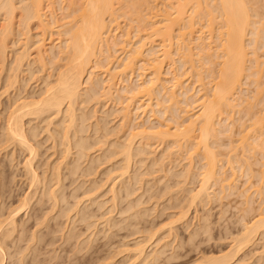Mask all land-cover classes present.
<instances>
[{"label": "bare ground", "instance_id": "bare-ground-1", "mask_svg": "<svg viewBox=\"0 0 264 264\" xmlns=\"http://www.w3.org/2000/svg\"><path fill=\"white\" fill-rule=\"evenodd\" d=\"M160 1L159 0H0V72H1L0 77H1L2 73L5 71L7 72V74L10 73L6 77L7 80L4 81V82H6V84L3 83L4 87H5V89L3 88V90H4V92H3L4 94L2 93L3 96H5L6 93L9 96L8 93L10 90L12 91V93L15 91L16 95H19L18 98L25 94V93H22L23 95H21V92L18 94V92L20 91L19 89H22L20 86V83H19V81L21 80V79H19V74H21V73L24 74V72H22V70L26 66L25 64H27V62H29L31 57H33L31 59L33 62L32 61L31 62L39 66L38 69H40V71H38V73L44 72L43 74H45L46 71H50V70L55 71L54 75L50 72H49V74H48V72H46L47 74L45 76L40 73L42 75V77L44 76L46 78L42 79L43 80L42 83L44 85V88L42 91L40 90V93H38L39 94L38 96L36 95L37 96L36 98H34V95H33L35 92L33 94H31L32 97L28 94L30 97L24 96L22 98L20 97L19 99H17L16 98L17 96L15 95L16 97L12 98V99H15V101L13 103L11 101V104H8L9 102L7 103L8 106L9 105L10 106L7 109L8 113H7L6 117H4L3 118L4 120L2 121V122H4V123H2V124H4V126H3V128H1L3 134L2 135L0 134V139L3 138L2 142L4 145H2L3 147L1 146L2 147L1 150L7 151V149H8L7 152H9V150H12V152H10V156H12V159L15 157L14 154L16 152L18 154V151H19V155L21 154L20 151L21 152L23 151L22 154L24 152L27 153L26 157H28V156L29 157L26 158V161L24 159L23 165H20V166L24 167V170H25L24 173L27 174L28 180H30L28 184H30V187H32V190H33V186L36 189L39 187V186L37 187V185H39V184L42 185L43 183H41L40 175L38 174V176H39L38 177L36 174L37 170L35 172L36 168H34V165L36 163H33L35 161L34 159L36 158L35 156H37V154L39 153V152L38 153L36 152L38 147L36 150L34 147L35 144L37 145V141H36V143H34V145H33V142H34V140H37L36 139V137H37L36 136V132H37L36 129H38L39 127L38 128H36V127L39 126L38 124L40 121L38 122L36 127L34 125L30 126V125H32L31 122H33L34 120L38 121L40 119L42 122V118L44 115L47 116L46 118H49L48 116H51V118H54L56 120V119H58V116L62 114L64 119L62 117L63 120L61 122L60 121L61 119L59 116V119H60L59 121L61 123L58 121L59 125H56L59 127L63 126V127H60L61 128L60 129L61 130L60 135H61V140L63 142V144L61 146L64 147V145H65L66 149H64L65 151L61 152V156L63 153V155L65 157H61V158L68 157L70 155L71 150L75 149V148L77 149V152H78L77 153L75 151V154L77 153L76 157H77V155L80 154L81 156H79V157H81V158L85 157L86 158V156H84L86 154V151L90 148L92 150V147L90 146V148H89L90 144L88 145V147H86V145L84 143L86 139L83 142V140H82L83 138L81 139V136H80V138L78 137L77 140L75 137L78 136L77 132L80 135L83 133L82 132L83 131V128H82L83 124H81V123H83L84 121L85 122L88 121L87 120L88 118H86L87 121L84 120L85 117H87L88 115H85V111H84V114L82 113L83 114V116H82L81 112L79 111L81 116L79 115V113H78V115L80 117L77 116L76 115V112L78 111L77 106L81 105L80 107L82 108V106L85 103L86 104H88L90 102L93 103V101L98 103V102H100V100H103V102L105 104L107 103L106 106L109 105L108 102L114 103L117 105L118 104L122 105V107L120 109L121 115L119 113V115L121 117L119 119H121L120 122L122 124L120 126H121L122 130L123 129L125 130V128H127L126 129L127 131L129 130L128 131L129 133L127 132V135L126 134L124 135V133L121 134V135H123V137L126 136V138L124 137L123 140L121 138V140L123 141L122 144L120 141H119L120 143H117L118 147L115 146L117 151L115 152L114 151L115 149H113L114 153L111 152V153H113V155H115V153H116L117 155H119V157L122 158V161H120V162H123V166L121 165L122 169L119 168L120 174H118V175H120V177L121 176L123 177L124 174L126 175V173H128V171H130V165L135 158L137 159V157L141 156V155H143V158L145 157L143 148L147 147V148H150L149 150H151L152 148H154L152 146H155V145L157 146V144H158V146H160V144L164 145L167 142L166 143L167 146H166L165 150L163 149V152H162L160 158L158 159L159 161L156 159L154 160V158H153L154 155L151 154L152 155L151 158H153L152 160H154V161H151L152 164L153 165L159 164L161 173H162V171L165 170L164 167L166 165L165 163H163V161L166 159L167 163L170 165L175 160L174 157H177L176 159H180V161H184V162L187 161L186 166L183 165L184 169L182 171H185V176L187 175V177H191V175L193 174L194 164H195V163L194 164L192 163V161H194L192 156H194L195 158L197 157L199 159L201 166H200V168H198L199 169L198 171H200V173H198V178H199L198 189H196V190L193 189L194 191H190L188 193L187 197L184 196L185 197L184 199H186L189 202V203L187 202L188 207H191L194 204H197V202H199V203L202 201L204 202V199H208L209 197H211L210 195H212V194H209V193H213V192H210L209 189L214 187V186L211 187V185H216L220 181L222 176L225 175L220 171L223 170V172H224L226 170V168H225V170L222 169V167L218 168V166H219L218 162L220 161V159H218V158L220 155L216 156V153L212 152L210 143L212 141L215 142L216 140L219 139V137H222L225 134L228 136H231L232 133L231 134H228V133H230V131H232L230 129H233L234 127H230L231 126L230 124H233L235 126L236 122L241 121V119L245 118V116L249 117L248 120L250 122L249 121L248 122H249V124L250 123L251 124H250V126L247 125L246 127H245V125H242V126H244L243 130H240V127L237 126V127H239V131L238 130L237 131L240 132V134L236 133V135L240 136L239 137L240 139L237 141L240 143V145H237V146H241V148L243 150L242 151L243 157H241L242 160H240V161H244L243 163L241 162L242 165L239 164L240 166H238V168H237L238 172L240 170H241V172H242V170L244 172H245V170L246 171L247 170L252 171L251 168L256 165L255 164L252 166V164L258 163V160L255 159V162L249 164L248 159L245 156H247L248 158L249 157L252 158V156H254V154H255L257 157V151H264V0H160ZM119 22H122L121 24L124 23L123 26L121 25L122 27H120ZM198 24L200 25V27H203V29L206 28L207 32L203 29L202 30L200 29V33H199V31H197V30H199L198 29L199 27L197 28ZM194 28H197L196 31L199 34H197V32L194 31L195 30ZM132 30L135 33H137V35H139L138 33H140V35L141 34L143 35V36L139 35L140 36L139 37L137 35H134V33H133L132 39L138 40L137 42L135 40V42H136L135 44H132L134 41L133 40L130 41V38H129L131 36L130 32ZM32 31H38V33L36 32V34L33 33L36 36L35 40H37V42L36 41L33 42V39L35 36L32 35V33H31ZM202 31L204 33L206 32L205 36L203 35L204 33ZM131 34H132V32H131ZM206 34H207V36H206ZM135 36L137 38H135ZM15 37H18L19 39L15 38ZM52 37L53 38L55 37V38L53 39ZM12 43H15V44H12ZM156 43H157V45H156ZM29 44L34 45L36 47L33 46V48L31 47V49H30ZM14 45H16V46H14ZM46 45L48 47H46ZM10 46L14 47L15 49L19 48V50H18L19 52L15 51V49L12 50L13 48L11 49ZM34 49H35V56H32V55H30L31 54L30 51L32 52V51H34ZM9 50H10V52H9ZM259 50L260 51L263 50V52H262L263 57L261 56L263 58L262 61H260V58L258 59V57H257L259 54L258 55L256 54V52H258ZM11 51H14L13 52L14 58L11 57L12 56L10 54ZM262 53H260V54H262ZM173 56H176V57H173ZM8 57H10V60H11V58L13 59V60H11L13 63L12 65H11V62H7L9 60ZM172 58L173 59L177 58V59L174 61ZM165 61L169 62L167 64V67H166L168 69H165V71L167 70V72H169L168 74H172V72L174 73L171 75V79L169 78V81L165 80L163 78V76L165 74L163 72L164 71L163 65H165ZM59 62H61L62 64L60 65ZM175 62L177 64L179 63L180 68H182V69H180L182 74H179L180 72H178L179 67L176 68V69H178V71H175L181 77H179L174 72L173 65ZM7 63H10L9 68L7 67V65H8ZM34 64H32V65H34ZM10 66H12V67H10ZM175 66H176V64H175ZM29 67H31V66H29ZM37 67H36V69H37ZM171 67L173 69L172 72H171ZM5 73H3V74H5ZM188 73H189L190 79L194 78L196 83L198 82L197 83L198 88L196 87L197 89H195V86H194L195 82L193 83L194 88H192L193 86L190 88L191 84H190V86H189V84L187 86L186 85L187 83H185L186 80L184 82H181L184 79V76H185L184 74L188 75ZM50 74H52V75H50ZM190 75L192 76V78ZM22 78H24V77H22ZM165 78H167V77H165ZM179 78H183V79L179 80ZM27 79L25 81L29 82L31 78H29V80H27ZM51 79H53V80L51 81ZM136 79H137V81H136ZM248 80L251 82V85L254 86V88L251 86L253 88V91L252 92L250 91L251 96H248L246 94H245L246 95L245 96L244 93L242 92L243 88H244V87L242 88L244 81H245L244 84L247 85V87L249 86ZM246 81H248L247 84H246ZM25 83H27V82H25ZM42 83H41V85H42ZM165 83H171V85H170L171 89L166 88ZM191 83H192V80H191ZM21 84H22V82H21ZM19 86H20V88H19ZM42 86H41V88H42ZM37 87H38V85H37ZM168 89H170V90H168ZM24 91H26V90H24ZM2 94L0 96H2ZM160 95L162 96L161 100H163L162 105H164L165 103L167 104L166 107H164L165 105L163 107H161L162 105H160V107L162 109V111L159 110V111H161L160 113H162V115H165V116L167 115L166 114L167 111L171 112L172 115L174 114L173 117H172V115L170 117V119H172L173 123L176 125L174 128L172 127L173 128L172 132H170L172 130V128H169L168 123H167L168 119H165L167 121L163 120V123H166V124H163L162 122H159V120L158 121L156 120L158 122L157 126H151V125L146 126V124H150L151 120L153 121V119H151L153 116L152 113L154 112L152 101L154 99H157V101H158L159 97H156V96H160ZM8 96H7V98H8ZM141 100H143V102ZM157 101H155L156 104H155L154 108L157 107V109H159L160 108L159 107L160 101L159 102H157ZM95 104L93 103V105H95ZM98 105H99V103H98ZM98 105L96 104L95 106H98ZM101 105H103V107H104V104H100V106ZM117 105H115L116 108H117ZM120 105H118V107ZM85 107H86V105H85ZM150 107L152 109H150ZM81 108H80V110H81ZM258 108H260V110L255 112L254 110L258 109ZM96 109H97V107H96ZM196 109H197V111H196ZM84 110H86V109H84ZM89 110H90V108H89ZM94 110H95V108H94ZM155 111L157 112V110H155ZM193 111H195L196 113H194ZM113 112H115V111H113ZM138 112H140V115L142 114L144 116L143 118H146V120H143L141 117L142 115H141L139 118L140 120H138L139 121L138 122L136 120V118H138V116H139ZM147 112L150 113V115H148ZM236 112H237V115L241 116L240 114H242V117L243 116L244 117L243 118L239 117L238 120L233 122L235 119L232 118L233 117L232 114H235ZM88 113H89V115H91L90 111H88ZM94 113H93V115H94ZM95 114H97V113H95ZM84 115H85V117H84ZM165 116L163 117V119L166 118ZM81 117H83V118H81ZM44 118H43V121H44ZM80 118L82 120H80ZM91 118H92V116H91ZM91 118H89V120ZM180 119H181V122L177 121ZM1 120H2V118H1ZM46 120L49 121L50 119L49 120L46 119ZM98 120L99 119L97 117L96 121H98ZM47 121L45 122L47 125L48 124L50 125V122H52V121H50L47 123ZM55 122H57V121H55ZM55 122H53V123H55ZM101 122H104V119ZM97 123H100V122H97ZM107 124H105V125H107ZM49 125L46 127L50 128ZM52 125H54V124H52ZM171 126L172 125H170V127ZM86 127H89V126H86ZM90 127H92V126L90 125ZM123 127H125V128H123ZM48 128H47V130H48ZM89 128H87V129H89ZM94 128H96V127H94ZM97 128H98V125H97ZM99 128H101V127H99ZM105 128H104V130H105ZM57 129H59V128H57ZM79 130H82V131H79ZM95 130H94V132H95ZM97 130H99V129H97ZM100 130H102V129H100ZM104 130L102 132H105ZM234 130H235V128H234ZM99 131H97V132L99 133ZM111 131L109 132L111 134L110 137L115 136L113 134V132L111 133ZM106 132L108 134L107 129H106ZM55 133H57V132H55ZM98 133H97V135H98ZM102 134H106V133H102ZM102 134H100V135H102ZM39 135H40V133H38V136ZM50 135H51V133H50ZM58 135H57V137H60V135L59 136ZM118 135H119V133H118ZM118 135H116V136H118ZM71 136H72V139H71ZM232 136H233V134H232ZM238 136H236V137H238ZM50 137H51V139H52V137H53V139L55 138V142H57L56 141V138H57L56 135H55V137H54V135L50 136ZM73 137H74V140H73ZM107 137L108 136H106L105 138H107ZM100 138H102V137H100ZM105 138H104V140H105ZM98 139H96V140H98ZM116 139H120V138H116ZM72 140H73V143H72ZM90 140H93V139H90ZM101 140H103V138ZM137 140L139 141V145H141L142 147L144 146L143 148L141 146H140L141 147L140 149L134 148L135 146L136 147L138 146L136 144ZM87 141H88V137H87ZM2 142L0 141V143H2ZM97 142L94 141L93 144H91L93 146V150L96 149L99 145L101 147V143L103 141L98 142L99 145L96 147L95 144H98ZM115 142H116V140H115ZM229 142H230V140H229ZM87 143H89V142H87ZM112 144H114V143H112ZM112 144H111V146H112ZM118 144H120V145H118ZM231 144H233V143L231 142ZM103 145H105V144H103ZM103 145H102V147H103ZM216 145H218L219 148H221L219 144H216ZM229 146H230V144H229ZM237 146H236V148H237ZM94 147H96V148H94ZM112 147H114V145ZM9 148H11V149H9ZM109 149L106 148V151ZM111 150H112V148H111ZM84 151H85V154H84ZM152 151L154 152L153 149H152ZM153 152H151V153H153ZM190 152H194V154H192ZM218 152H220V151H218ZM229 152H230V150H229ZM184 153H186V154H184ZM222 153L225 154V152H221L220 154H222ZM5 154L7 155L8 153L5 152ZM104 154H106V152ZM182 154H184L186 156L183 158ZM190 154H191V156H189ZM231 154L232 153H230V155ZM245 154H247V155H245ZM222 155H221V157H223ZM71 156H73V155H71ZM109 156H112V155H109ZM148 157H150V156L148 155ZM228 157L227 158L225 157L227 159V162H226L227 166L229 165L228 167L230 168V169H228V171L230 170L232 172L234 169H236V167L232 166V164L238 163L239 160H237L238 159V157H237V159H236L237 161L236 160L234 161V158L232 156L231 160L228 161L230 159V158L228 159ZM113 158H112V161L114 160ZM223 158H222V162H223ZM262 158H264L263 155H262ZM66 159H68V158H66ZM75 160H77V159H75ZM109 160H110V157H109ZM141 160H143V159H141ZM68 161H71V160H68ZM140 161L138 160L136 162H138L140 164ZM160 161H161V163H160ZM240 161H239V163H240ZM14 162L12 161V163H14ZM66 162L64 164L67 165ZM103 162H105V161L103 160ZM57 163L59 164V166H57ZM72 163H71V165L73 166L75 163L74 164H72ZM78 163L79 162L77 161V164H75V165H78ZM143 163L144 162H141V164H143ZM17 164H18V162H17ZM20 164H22V163H20ZM55 164L57 166L55 168L56 173L54 174L50 170V172L52 173V174L51 173L50 174L53 177L51 176L52 178H50L49 182L52 179L53 185L52 184H51L52 186L49 185V188H51V189H49L50 190L49 193H48V191H46L48 199L42 195L40 197H43L44 199H46V201L49 200L47 202H51L52 208L53 209L55 208V210H57L56 206L62 200L61 196L63 195V192H64L62 190L63 184L61 185V183L63 182V180H62L63 174L61 173V166H63V165L60 166V164H62L61 161H60V163L55 162ZM152 164H150V165H152ZM244 164H245V166H244ZM261 164H262V166H264V163H261ZM71 165H69V166H71ZM136 165H138V164H136ZM79 166L78 167L76 166L74 168L78 169ZM139 166H141V165H139ZM50 168H52V166ZM69 168H72V167H68V169ZM110 168H109V170H110ZM117 168H118V166H117ZM117 168H113V169L116 170ZM10 169H11V167H10ZM77 169H75L74 171L76 172ZM175 169H177V168H175ZM111 170H110V173H112L114 171V170L113 171H111ZM120 170H122L123 172L121 173ZM145 170H147V168ZM70 171H72V170H70ZM78 171H80V170L78 169ZM236 171H234V173H236ZM169 172H166V173H169ZM45 173L43 175H45ZM86 173L88 174L89 172H86ZM86 173H85V175H83V174H81V175L87 176ZM92 173H93V171H92ZM234 173H233V175H235ZM75 174L73 175V172H72V176L78 177L80 175L79 174L77 176V173H75ZM69 175H70V173H69ZM227 175H229V174H227ZM231 175L232 174H230V176ZM233 175L231 177H234ZM256 175L259 176L258 173ZM29 176H30V178H29ZM83 176H81V177H83ZM90 176L91 175H89L88 177L90 178ZM185 176H183V177H185ZM217 176L221 177V178L220 179L216 178ZM226 176H223V179H221L220 183H223V181H226L225 183H227L228 180L230 181L231 177L229 176V179H228V177L226 178ZM13 177H14V175L11 177L12 180H10V182L14 180ZM63 177H65V176H63ZM120 177H118V178H120ZM181 177H182V174H181ZM23 178H24V176H23ZM65 178L67 179V177H65ZM245 178H246V176H245ZM26 179H27V177H26ZM44 179L45 178L43 177L42 182H44V184H46ZM66 179H64V180H66ZM258 179H259V188L257 189L256 194H257V196H259L258 198L261 199L260 201H262L259 204L262 205V203H264V196H263L264 195V171H262L260 173V176L258 177ZM108 180H110V179H108ZM83 181H85V180H83ZM134 181H135V179H134ZM118 182H120V181H118ZM0 183H1V180H0ZM72 183H73V181H72ZM32 184H33V186H31ZM86 184H84V186ZM184 184H185V181H184L183 185ZM228 184H229V186H231L230 182ZM80 185H82L81 182H80ZM102 185H104V184H102ZM95 186H96V184H95ZM115 186H117V185H115ZM115 186L112 185L113 188ZM123 186H125V185H123ZM123 186H122V188H123ZM216 186H218V185H216ZM0 187H2V186H0ZM4 187H3V190H4ZM46 187H47V184H46ZM46 187L44 186L45 190H46ZM52 187H54V188L52 189ZM64 187H65V184H64ZM77 187L75 190L73 188V190H72L73 193L74 192L76 193V191L78 189ZM97 187L100 188V186H96V188ZM112 187L110 186V188H112ZM181 187H183V186H181ZM94 188L91 191L95 192L96 188L95 189ZM113 188L110 190L109 193L110 194L112 193L111 194L113 196L112 202H113V204H115L116 202H115L114 198H116V194L119 193V191L114 188L115 190L118 191V192H116ZM218 188L224 189V186H221ZM229 188H231L233 190L232 186ZM42 190H43V188H42ZM66 190H69V189H66ZM80 190H81V188H80ZM83 190H84V188H83ZM0 191H2V190H0ZM34 191H36V190H34ZM34 191H32V192H34ZM37 191H36V194H37ZM61 191H63V192H61ZM184 191H186V190H184ZM246 191H248V189ZM32 192L30 195H34V194H32ZM41 192H42L41 194L45 195V193H44L45 191L44 192L41 191ZM88 192L86 194H88ZM94 192L92 194H94ZM218 192H219V190H218ZM230 192H232V191L230 190ZM230 192H229V195H230ZM8 193H10V192H8ZM69 193H70V191H69ZM131 193H132V191H131ZM215 193H216V191H215ZM245 193H243V194H245ZM4 194H7V193L4 192ZM38 195H40V194H38ZM81 195H82V193H81ZM90 195H91V193H90ZM86 196L83 195L82 197L80 196V198L84 199L83 197H86ZM91 196H93V195H91ZM91 196H87V197L90 199ZM125 196H127V195H125ZM28 197L29 196L23 197L20 200L21 203H20V201L18 202L20 205L18 204L19 206L17 205L18 206V207L16 206L17 208L14 206L15 209L13 208L14 209L13 211L9 210L11 212L8 214V216L5 217L4 220H0V231H1L0 232V254L3 251L2 250L3 247H4V249L9 248V247L4 246L6 244V240L8 238H11V239H8L9 241L10 240H11V242L14 241L13 240L14 234H12V233L14 231H16L15 225L18 226V224L15 222L16 221L15 218H16V215H19V212H22V210H24L26 208V206H28L27 205V202L29 201ZM34 197H36V195H34ZM70 197H71L70 198V200H71L72 196H70ZM213 197L216 198V196H214V195H213ZM242 197H243V195H242ZM31 198H32V196H31ZM43 198H40V200ZM64 198H65V196H64ZM246 199L248 200V199H250V197H248ZM2 200H4V199H2ZM35 200H36V198L34 199V201ZM40 200H39V204H40V202L41 203L44 202L43 204H45V201H40ZM78 200H80V199L78 198ZM92 200H94V199L92 198ZM186 200H184V201L186 202ZM247 200H245V204H246ZM30 201L32 203L33 199ZM37 201H38V199H37ZM37 201H36V203H38ZM76 201H77V199H76ZM207 201H205V202H207ZM250 201L249 202L247 201V203H249L248 205L250 207L254 206V204L250 205L251 204ZM77 202H79V201H77ZM76 203H74V204L76 205ZM90 203H91V201H90ZM3 204H4V202H3ZM28 204H30V202H28ZM245 204H244V206H247ZM259 204L257 205L258 209H259ZM40 205H42V204H40ZM75 205H74V207H75ZM184 205H185L184 207H186V204H184ZM249 206H247L248 209H247V207H245L246 208L245 214H246V211H248L246 214L247 217H248L250 212H251L250 215L252 213H254L253 212L254 210L252 209L253 207L250 208ZM262 206H260V209L262 208L263 210L262 211L260 209L258 210V211L262 212V213L260 212L261 214H258V217L260 216V218L257 217L258 219H256L255 216L257 214L255 215V213H254L253 214V218H255V220L253 219L254 221L251 220L252 221L251 222L249 219L250 224H248V220L246 221L247 224H244V225L242 224L243 227H242V230L240 231L241 233L239 232L240 236L238 238L232 240L233 245L230 246V249L224 255L219 256V257H217V256L216 257H210V256L209 257L208 256L203 257L202 256V257H200V259L192 262V264H229L230 262H233V261L235 262L236 261L235 259L238 255V253L240 251H242L243 248H247L250 245H252L255 242L256 237L257 236L259 237V235L261 233L262 234L260 236L263 237V235H264V206L263 207ZM74 207L72 206V208H74ZM184 207H182V209ZM194 207H196V206H194ZM114 208H115V206H114ZM3 209H6V208L3 207ZM34 209H35V207H34ZM53 209H50V210L53 212V211H55ZM133 209H134V207H133ZM187 209L188 208H186V211H188ZM78 210H80V209H78ZM1 211H2V208H1ZM47 211H49V210H47ZM46 212H45V214H46ZM255 212H257V210H255ZM41 213H42V211H41ZM180 214H181V217L179 216L180 220H181V218L183 220L184 217L186 218V216H187L185 213H184L185 216L181 212H180ZM182 214L184 217L182 216ZM35 215H36V213H35ZM44 215L42 217H44ZM241 216H244V215H241ZM261 217H263V218H261ZM29 218L30 217H28V219ZM44 218H42V219H44ZM56 218L57 217H55V220H56ZM244 218H245V220L247 219L246 217H244ZM34 219H36V218H34ZM37 219H39L40 222L42 223L43 220H41V218L37 217ZM109 220L110 219H108V222H109ZM44 222H43V225H44ZM47 222H48V220H47ZM241 222H244V221L241 219ZM41 223L38 224V226L39 225L41 226L42 225ZM64 225H65V223H64ZM19 226H20V224H19ZM65 227H63V228H65ZM16 229H17V227H16ZM18 229H20V227ZM59 229H61V228H59ZM35 230H36V228H35ZM62 230L63 229H61L59 231H62ZM87 230H88V232L90 231L89 229H87ZM174 231H175V229L173 230V232ZM19 232H22V231H19ZM49 232H51V231H49ZM39 233H40V230L38 232V236H39ZM53 233H55V232L53 231ZM168 233H169V231H168ZM168 233H166V234H168ZM170 233H171V231H170ZM61 234H62V232H61ZM35 235H36V237H38L37 234H35ZM77 236H79V235H77ZM51 237H54V236H51ZM35 238L33 237V239H35ZM90 238H92V237L90 236ZM41 239H43V237H41ZM64 239H67V237ZM8 240H7V243L9 242ZM51 240H53V239H51ZM75 240H73V241H75ZM77 240L79 241V239H77ZM37 241H39V238H37ZM41 242H42V240H41ZM49 242H51L50 239H49ZM67 242H69V241L67 240ZM33 243H35V242H33ZM11 245H10V247H11ZM145 245L146 244H144V243L143 244H141V243L136 244V246L134 247V252H133L136 254L135 257L137 260L138 259L140 260L142 258L141 262H143V263H146L147 262L146 260L150 258L147 256L149 254H147V255L145 254V250H146ZM7 246H8V244H7ZM13 247H17V245H15V246L13 245ZM34 247H35V245H34ZM38 248H40V247H38ZM74 248H76V247H74ZM262 248L264 249V245ZM16 249H18V248H16ZM30 249H32V248H30ZM13 250H14V248H13ZM38 250H40V249H37V251ZM17 251L20 253L19 250H17ZM263 251L264 250H262L260 252V256L262 259L264 257ZM8 252L9 251H7L6 253H8ZM22 252H23L22 253V256H23L24 251L22 250ZM34 252L35 251H33V253ZM3 253L4 252H2V254ZM159 254H160L159 251H156L155 253L153 252V255L150 254V256H151L150 260L156 261L160 257ZM1 255H0V259H2ZM3 256H5V255H3ZM13 256H15V255L13 254ZM22 256H21V258H22ZM7 257L9 258L10 256H7ZM169 258L172 259L171 256ZM169 258H167V260ZM261 258H259V259L262 262H260L259 264L263 263L264 259L261 260ZM14 259H15V257H14ZM136 259L134 262H136ZM19 260H20V262L22 261L21 259H19ZM24 261H25V258H24ZM132 261H131V263H132ZM14 262H15V260H14ZM41 262L43 263V261H41ZM0 263H1V260H0ZM17 263L18 262H16V264ZM139 263H140V261H139ZM60 264H62V263H60Z\"/></svg>", "mask_w": 264, "mask_h": 264}, {"label": "rangeland", "instance_id": "rangeland-1", "mask_svg": "<svg viewBox=\"0 0 264 264\" xmlns=\"http://www.w3.org/2000/svg\"><path fill=\"white\" fill-rule=\"evenodd\" d=\"M119 23H120V27H122L123 24H124V23L121 24L122 22H119ZM197 28L199 30H197ZM197 28H194L195 29L194 31L197 30V31H199V33H200V29L201 30L203 29V27H200L199 24H198ZM203 30H205L207 32L206 28L203 29ZM36 32L38 33V31H32L31 33H32L33 36H35L34 34H36ZM131 32H132V34H131ZM131 32H130V35L131 36L129 35L130 36L129 38H130V41H132V40L134 41L132 44H135L138 40L132 39V36H133V33H134V35H137V33H135L133 30ZM199 33L197 32V34H199ZM205 33L203 34L204 36H205ZM138 34L140 35V33H138ZM207 34H206V36H207ZM139 35H137V36H139ZM140 36H143V35L141 34ZM15 38H18V37H15ZM35 38H36V36L34 37L33 42H35V41L37 42V40H35ZM135 38H137V37L135 36ZM135 40H136V42H135ZM12 44H15V43H12ZM156 45H157V43H156ZM14 46H16V45H14ZM33 46L34 45H30L29 48L31 49V47L33 48ZM34 47H36V46H34ZM46 47H48V46L46 45ZM10 48L11 49L13 48L12 50L15 49L12 46H10ZM10 50H9V52H10ZM18 50H19V48L15 49V51H18ZM13 52L14 51H11V53H10L12 55L11 57L14 56V53ZM258 52H256L257 55L259 54L257 57H258V59L260 58V61H262L263 60V58H262L263 57V53H262L263 50H261L259 53ZM30 53H31L30 55L35 56V49L32 52L30 51ZM260 53H262V54H260ZM173 57H176V56H173ZM8 58H9V60L7 62H11V65H12L13 63H12L11 60H13V59L11 58V60H10V57H8ZM32 58L33 57H31L30 60H29V62H27V64H25L26 66L23 68L24 71L22 70V72H24V74H22V73H21L22 75L19 74V79H21L20 81L22 82V84H21L20 81H19V83H20V86H21V88L23 90L22 89H19L20 91L18 90L19 91L18 94L20 92H21V95H23L22 93H25L23 96H20L21 98L24 97V96L25 97L26 96L28 97L29 95L32 97L31 94H33L34 92L35 93L33 95H34V98H36L39 95L38 93H40V90L42 91L43 88H44V85L42 83L43 82L42 79L43 78H46V77H44L47 74L46 72H48V74L50 72L53 75H54V72H55V71H51L50 70V71H46L45 74H43L44 72L43 73H41V72L38 73V71H40V69H38L39 66L36 65V64H34V63H32L33 62L31 60ZM176 59L177 58H175L173 60L175 61ZM168 63L169 62H166L165 61V65H163V68H164V71L163 72L165 74L167 73L166 75L163 73L164 74L163 78L165 80H168L169 81V78L171 79V75L174 74L172 72V70L174 69V72H175V71H178V69H179V71H178V72H180L179 74H182L181 73V70H180L182 68H180L179 63L177 64L175 62L174 65H173L174 68L172 69V67H171L172 74H168L169 72H167V70L165 71V69H168V68H166ZM7 64H8L7 67L9 68V64L10 63H7ZM32 64H34V65H32ZM59 64L61 65L62 63L59 62ZM175 64H176V66H175ZM28 65L31 66V67H29ZM35 66L36 67L38 66L37 69H36ZM10 67H12V66H10ZM177 67H179V68L176 69ZM5 72H3V73H5ZM3 73H2V75L0 77L1 78L0 79V95L4 92L3 88L5 89L3 83L6 84V82H4V81L7 80L6 77L10 74V73L7 74V72L5 74H3ZM40 73L43 74L44 76L42 77V75ZM175 73L179 76V74L177 72H175ZM52 74H50V75H52ZM20 75L22 77H24V78H22ZM184 75L186 77L184 76V79L183 78H179V80L183 79L181 82H184L186 80L187 82L185 81V83H187L186 84L187 86H188V84H189V86L191 84L190 88L193 86V83L195 82L194 83V86H195V89H197L198 88L197 87L198 86V84H197L198 82L196 83V81H195L194 78L193 79H190L189 73H188V75L187 74H184ZM165 77H167V78H165ZM179 77H181V76H179ZM29 78H31L29 82L28 81H25L26 79L29 80ZM191 78H192V76H191ZM52 80L53 79H51V81ZM191 80H192V83H191ZM136 81H137V79H136ZM248 81H246V84L248 83ZM25 82H27V83H25ZM41 83H42L43 86L41 85ZM244 83H245V81H244ZM244 83L242 85V88L244 87L242 92L244 93V95L246 94L248 96H251L250 91L251 92L253 91L254 86L251 85V82L250 81H249V86L248 87ZM37 85H38V87H37ZM40 85L42 86V88H41ZM170 85H171V83H165V87L166 88H170L171 87ZM20 86H19V88H20ZM194 86L192 88H194ZM170 89H168V90H170ZM24 90H26V91H24ZM3 94H2V96H0V126H1L0 127V134L1 135L3 134L1 128H3V126H4V124H2L4 122H2V121L4 120L3 118L6 117V115L8 113L7 109L10 106V105L8 106V104H11V101L13 103L15 101V99H12V98H14L16 96H17L16 97L17 99L20 98V97L18 98L19 95H16V92L15 91L12 93L11 90L8 93L9 96L7 95V93L5 94V96H3ZM7 96H8V98H7ZM156 97H159L158 98V101H157V99H154L155 97L153 99L155 101H157V102H159L162 99L161 98L162 97L161 95L160 96H156ZM143 100H141V101L143 102ZM154 100L152 101L153 102L152 105H153V111L154 112L152 113L153 116L151 115L152 118L150 117L151 119H153V121L150 119L151 120L150 124H146V126H148V125L149 126L150 125L151 126H157V124H158L157 121L158 120H159V122H162L163 123V120L168 119V121L167 120H165V121H167L169 128H172V127L174 128L176 125L173 123L172 119H170L172 113L167 111V113H166L167 115L166 116L165 115H162V113H160L162 111L161 107H163L164 105H165L164 107H166L167 104L165 103L164 105H162L163 100H161L159 102L160 103L159 104V107H160V105H162V106L159 109H157V107L154 108L155 107V104H156V102ZM90 103H88L89 105L85 103L82 106V108L80 107L81 105L77 106L78 111L76 112V115L77 116H79V115L81 116V114L82 113L84 114V111H85V115H88V116L85 117V115H84V117H85L84 120H86V118H88L87 119L88 121L86 120L87 122L84 121L83 123H81V124H83L82 125L83 126L82 127L83 128V131L82 130H79V131H82L83 133L84 132L85 133L84 134L82 133L83 135L82 134L80 135L77 132L78 136L77 137L74 136L76 138V140H77L78 137L80 138V136H81V139L83 138L82 139L83 142L86 139L85 142H84L85 145H86V147H88L89 144H90L89 145V148H90V146L92 147V150H91V148L88 149L86 151V154H85V151H84V154H85L84 156H86V158L85 157H83V158L79 157V156H81L80 154L77 155V157H76V154L78 153L76 148L71 150L70 155L68 157H66L68 159L61 158V157H65L63 155V153H62V156H61V152L65 151L64 149H66L65 145H64V147L61 146L63 144V142L61 140V135H60L61 134V132H60L61 131L60 130L61 128L60 127H63V126H60L59 127V126H56V125H59V122L60 121L62 122V120L64 119V117L62 116V114L59 115L61 120L59 119V116H58V119L55 120L54 118H51V116H48L49 118H46L47 116L44 115L43 118L45 117L46 119H48V120L50 119V120L47 121L44 118V121H43V118L41 117L42 118V122H41V119L38 120V121L37 120L36 121L34 120L33 122H31L32 125H30V126H33L34 125L36 127V125L40 121L39 124H38L39 126L36 127V128L39 127L38 129H36V131H37L36 132V136L38 138L36 137L37 140H34V142H33V145H34V143H36V141H37V145L38 146L35 144L34 147H35V150L38 147V149L36 150V152L37 153L39 152V153L37 154V156H35L36 158L34 159L35 161L33 163H36L35 165L37 167L34 165V168H36L35 169V172L37 170V173H36L37 176H38V174L40 175V178H41L40 180H41V183H43L42 184L43 186L39 184V185H37V187L38 186L39 187L36 188V189H35V187L32 184L31 185V186H33V190H32V187H30V184H28L30 180H28L27 174L24 173L25 172L24 167L23 166H20V165H23L24 159L26 161V158L29 157V156L26 157L27 156V153L24 152L22 154L23 151L22 152L20 151L21 154L19 155V151H18V154L16 152L14 154L15 157L13 156L14 158L12 159V156H10V152H12V150H9V152H7L8 149H7V151L4 150L6 153H8L7 155L5 154V152L3 150H1V148L3 147L2 145H4L3 142H2L3 141V138H2L3 136L1 137L2 139H0V141L2 143H0V150H1L0 151L1 152L0 153V167H1L0 168L1 169L0 170V175H1L0 176L1 177L0 180H1V183L2 184L0 183V186H2V187H0V190H2V191H0V193H1L0 194L1 196L0 197L2 199H4V200H2L0 198V220H4L5 217L8 216V214L11 212L9 210H12L13 211L15 209L14 206L16 207L19 204L18 202L23 197L29 196L28 197V199H29L28 202H30V204H28V202H27V205L28 206L25 205L26 208L25 209L23 208L24 210H22V212H19V215H16V218H15L16 221L15 222L18 224V226L15 225L17 227V229L15 227V230L16 231H14L12 233V234H14L13 235V240L14 241L11 242V240L10 241L8 240V239H11V238H8L7 240L9 242L7 243V240H6V244L4 246L9 247V248H6V247H5L6 249H4V247L2 248V250H3L2 252H4V253L2 254V252H1L2 255L0 254L1 257H2V259H0L1 260V263L0 264H16V262H18L17 264H44V263L45 264H60V263H62V264H130L132 260L133 261H132L131 264H135V263L136 264H140V263L141 264H148V263L149 264H192V262L200 259V257H202V256L203 257H206V256H208V257L209 256L210 257H216V256L219 257V256L224 255L230 249V246L233 245V241L232 240L233 239H236V238H238L240 236V233H241L240 231L242 230V227H243L242 224L243 225L244 224H247L246 223L247 220H248V224H250L249 222L251 220L254 221L255 218L256 219L260 218V216L258 217V214H261L262 213L261 211L263 210L262 208L260 209V206H262L264 203H262V205L259 204L262 201H260L261 199L258 198L259 196H257L256 191L259 188V179H258V177L260 176V173L262 171H264V166H262V164H261V163H264V158H262V155L264 156V151H257V157L258 158L256 157L255 154H254V156H252V158L251 157L248 158L247 156H245L248 159V163L249 164L255 162V159L258 160V163L252 164V166L256 164L253 167L251 166L252 167L251 168L252 171H249V170L246 171L245 170V172H244L242 170V172H241V170H240L239 171L240 173H239L238 172V169H237L238 166H240L239 164H241V162L243 163L244 161H240V160H242L241 157H243V154H242L243 153L242 152L243 150H242L241 146H237V145H240V143L237 142L240 139L239 138L240 136L236 135V133L237 134H240V132H238V131H239V127H240V130H243V127L244 126H242V125H245V127L247 125L250 126L251 123L249 124L250 121L248 120L249 119L248 116H245V118H243L244 116L242 117V114H240L241 116L237 115V112L235 114H232L233 117L232 116L231 117L233 119H235L233 122H235L236 120H238L239 117H242L243 118V119H241V121H237L235 126L233 124H230L231 125L230 127H234L235 130H234V128L233 129H230L232 131H230V133H228V134H231L232 133L233 136H232V134H231V136H228L226 134L223 135V136L221 135L222 137H219L220 140L217 138L218 139V140H216L217 142L216 141L215 142L212 141L210 143L212 152L213 153H216V156L217 155L218 156L220 155L218 159H220L221 162L220 161L218 162V164L220 166V167L218 166V168H221L222 167V169H224V170L226 168V170L224 172H223V170L220 171L223 174H225V175H223V174L222 175L223 176H226L227 174H229V175L226 176V178L228 177V179H229L230 174L233 175L234 171L237 170L236 173H234L235 175H233L234 177H231L232 176L231 175L230 176L231 177L230 178V181L228 180L227 183H225L226 181H223V183H220L221 182V179H223V176H222V178L217 176L216 178H219V179L221 178V179L216 184L218 186L211 185V187L214 186V187H212V188L209 189L210 192H213V193H209V194H212V195H210L211 197H209L208 199H204V202L203 201L200 202V203L197 202V204H194L193 206L188 207L187 206L188 205L187 204L188 201L186 199H184L185 198L184 196L187 197L188 196V193L190 191H194V190L198 189V183H199L198 173H200V171H198L199 170L198 168H200V166H201V163L199 162V159L197 157L195 158L194 156H192V158H193L194 161H192V160L191 161H192L193 164L194 163L195 164H194L193 174L191 175V177H187V175L185 176V171H182L184 169V166H186V164H187L186 162L187 161H185V162L184 161H180V159H176L177 157H174L175 160L170 165L167 163V161L165 159L163 161V163L166 164V165L164 164L165 165V167H164L165 170L162 171V173H161L160 165L158 163H157L158 165H153L151 161H154L155 159L158 160L160 158V156H161V154L163 152V149L165 150V148L167 146V144H166L167 142L164 145H161L160 144V146H158V144H157V146L156 145L155 146H152V147H154V148H152L154 150V152L156 151L154 153L152 151V149L149 150L150 148H147V147L146 148H143L144 146L142 147L141 145H139V141L137 140L136 144L138 146L137 147L135 146L134 148H139L140 149L142 147L144 149V156L145 157L143 158V155L138 156L137 159L134 157L135 159L132 161V163L130 165V171H128V173H126V175L124 174L125 176L124 175H123V177L121 176L122 177L121 178L120 175H118V174H120L119 168L122 169L121 165L123 166V162H120V161H122V158L119 157V155H117L116 153H115L116 156L113 155V153H114L113 152V149H115L114 150L115 152L117 151V149L115 147V146H117V143H120L121 142V144H122L123 143L122 140L124 139V137L126 138V136L123 137V135H121V134L124 133V135L125 134L127 135V132L129 131V130L127 131L126 130L127 128H125V127H123V128H125V130L124 129L122 130L121 129V126H120V125H122L121 122H120L121 119H119V118H121L120 117V115H121L120 109H121L122 105L118 104V105H120L118 107L117 104L108 102L109 105L106 106L107 103L105 104L103 102V100H100V102H98L99 105H98V103H96L95 101H93V103L94 104L96 103L98 106H95L96 104L93 105L92 102H90ZM100 104H104V107H103V105L100 106ZM85 105H86L87 108L85 107ZM115 105H117V108L118 109L115 107ZM79 107L81 108V110H80ZM96 107H97V109H96ZM83 108L86 109V110H84ZM89 108H90V110H89ZM94 108H95V110H94ZM150 109H152V108L150 107ZM91 110L92 111L94 110V111L92 112ZM155 110H157V112ZM159 110H161V111H159ZM258 110H260V108L255 109L254 111L257 112ZM79 111L81 112V114L79 113ZM88 111H90V113L92 112L91 115H89ZM113 111H115V112H113ZM196 111H197V109H196ZM94 112L97 113V114H95ZM193 112L196 113L195 111H193ZM78 113H79V115H78ZM93 113H94V115H93ZM119 113H120V115H119ZM138 113H139V116H138V118H136L137 121L140 120L139 118L142 115V114L140 115V112H138ZM83 114H82V116H83ZM148 115H150V113H148ZM173 115H172V117H173ZM91 116H92V118H91ZM164 116L166 118L163 119ZM62 117H63V119H62ZM97 117H98V119L100 121L99 120L96 121L97 120ZM141 117H142L143 120H146V118H143L144 117L143 115ZM1 118H2V120H1ZM81 118H83V117H81ZM81 118H80V120H82ZM89 118H91L93 121L91 119L89 120ZM103 119H104V122H101ZM46 121H47V123L50 122V121H52V122H50V125L48 124L51 129L48 128V127H46V126H48L45 123ZM55 121H57V122H55ZM177 121L181 122V119L180 120H177ZM53 122H55L56 124L53 123ZM97 122H100V123H97ZM52 124H54V125H52ZM96 124L98 125V128H97V125ZM105 124H107L108 126L105 125ZM163 124H166V123H163ZM90 125L92 127H90ZM170 125H172V126L170 127ZM86 126H89L90 128L89 127H86ZM93 126L96 127V128H94ZM237 126H239V127H237ZM99 127H101V128H99ZM47 128H48V130H47ZM57 128H59V129H57ZM87 128H89V129H87ZM104 128H105V130H104ZM173 128H172V130L170 132L173 131ZM95 129L96 130L97 129H99V130L102 129V130H100V131L97 130V131H99V133H98ZM106 129H107L109 135L107 134ZM94 130H95V132H94ZM103 130L105 132H102ZM110 131H111V133L113 132V134L115 136L118 135V133H119V135L116 136V137L115 136L110 137V135H111L109 133ZM55 132H57V133H55ZM38 133H40L39 136H38ZM50 133H51V135H50ZM97 133H98V135H97ZM102 133H106V134H102ZM58 134L60 135V137H57ZM100 134H102V135H100ZM49 135L50 136H53L54 135V137L56 135V137L58 138V139L56 138V141L57 142H55V138L53 139V137H52V139H51V137ZM235 135L238 136V137H236ZM72 136H71V139H72ZM106 136H108V137L105 138ZM74 137H73V140H74ZM87 137H88V141H87ZM100 137H102L103 140H101L102 138H100ZM104 138H105V140H104ZM116 138H120V139H116ZM121 138H122V140H121ZM90 139H93V140H90ZM96 139H98V140H96ZM73 140H72V143H73ZM115 140H116V142H115ZM229 140H230V142H229ZM86 141L89 142V143H87ZM94 141L95 142H97V141L98 142H102L103 141L101 143V147H100V145H99L98 142H97L98 144H95L94 143L96 145V147L98 145L99 146L97 148L94 147L96 149L93 150V146L91 144H93ZM231 142L233 144H231ZM112 143H114V144H112ZM103 144H105L106 146L103 145ZM111 144H112V146L114 145V147H112ZM216 144H219L221 148H219V146L216 145ZM229 144H230V146H229ZM102 145H103V147H102ZM118 145H120V144H118ZM236 146H237V148H236ZM106 148L107 149L110 148L109 150H107L108 152L106 151ZM111 148H112V150H111ZM9 149H11V148H9ZM229 150H230V152H229ZM75 151L77 152L76 154H75ZM104 151L106 152V154H104L105 153ZM218 151H220V152H218ZM111 152H113V153H111ZM151 152H153V153H151ZM221 152H225V154L222 153L223 154L222 155V154H220ZM190 153L194 154V152H190ZM230 153H232V154L230 155ZM147 154L150 157H148ZM151 154L154 155V157H153L154 160H152L153 158H151L152 157ZM184 154H186V153H184ZM184 154H182L183 158L186 156ZM71 155H73V156H71ZM109 155H112V156H109ZM221 155L224 158L221 157ZM245 155H247V154H245ZM189 156H191V154ZM232 156L234 158V161L238 157L237 160H239L240 163L238 161V163H234L235 165L232 164V166H235L236 169H234L231 172L230 170L228 171V169H230V168L228 167L229 165L227 166V163H226L227 162V159L226 158L227 157H228V159L230 158L228 160V161H230ZM109 157H110V160H109ZM112 158L114 159L113 161H112ZM222 158H223V162H222ZM75 159H77V160H75ZM78 159L79 160L81 159V160L79 161ZM141 159H143V160H141ZM59 160L62 162V164H60V166L63 165V166H61V173L63 174V176L67 177V179L62 176V180H63L64 183L62 182L61 185L63 184V187H64V184H65V187L64 188L62 187V190L64 192L61 191V192H63V195L61 194L62 195L61 196L62 197V200L57 205L58 207L56 206V209L57 210H55V208L54 209L52 208V203L51 202H47L49 200L46 201V199H44L43 197H40V196L41 195L42 196H45L48 199L47 192L46 191H48V193H49V191H50L49 189H51V188H49V185H51V184L53 185L52 179L50 181L51 183L49 182L50 178L53 177L51 175L52 174L51 172H53L54 174L56 173L55 168L57 166H59V164L57 163V166H56L55 162H59L60 163ZM68 160H71V161H68ZM103 160L105 162H103ZM138 160L139 161L141 160L140 161V164L138 162H136ZM12 161L13 162L15 161V162L12 163ZM77 161L81 165L79 163H78V165H75V164H77ZM17 162H18V164H17ZM65 162L67 163V165L64 164ZM141 162H144V163L141 164ZM20 163H22V164H20ZM71 163L72 164L75 163V164L72 166ZM160 163H161V161H160ZM68 164L71 165V166H69ZM136 164H138V165H136ZM150 164H152V165H150ZM139 165H141V166H139ZM51 166H52V168H50ZM67 166L68 167H72V168H69L68 169ZM76 166L77 167L79 166L78 169L80 171H78L77 168H74ZM117 166H118V168H117ZM173 166L175 168H177V169H175ZM244 166H245V164H244ZM10 167H11V169H10ZM109 168H110V170L112 169L111 171L114 170L113 168H117L118 170L116 169L112 173H110ZM146 168H147V170H145ZM75 169H77L76 172L74 171ZM50 170H51V172H50ZM70 170H72V171H70ZM92 171H93V173H92ZM120 171H121V173L123 172L122 170H120ZM72 172H73V175L75 173H77V176L79 174L80 175L78 177L72 176ZM86 172H89V173L87 174ZM166 172H169V173H166ZM44 173H45V175H43ZM69 173H70V175H69ZM85 173H86L87 176H83V175H85ZM257 173H258L259 176L256 175ZM81 174H83V175H81ZM181 174H182V177H181ZM11 175L12 176L14 175V177H13L14 180L10 182V180H12V178H11L12 176ZM89 175H91L92 177L90 176V178H89L88 177ZM244 175L246 176V178H245ZM23 176H24V178H23ZM81 176H83V177H81ZM183 176H185V177H183ZM26 177H27V179H26ZM43 177L45 178L44 180H45V182L47 184V187H46V184H44V182H42L43 181L42 180ZM118 177H120V178H118ZM29 178H30V176H29ZM63 178L66 179V180H64ZM108 179H110V180H108ZM134 179H135V181H134ZM83 180H85V181H83ZM72 181H73V183H72ZM118 181H120V182H118ZM184 181H185V184L183 185ZM80 182H81V184L83 186H84V184H86V183L87 184L83 187L82 185H80ZM229 182H230V185L233 187V190L231 188H229V187H231L228 184ZM95 184H96V186H100V188L97 187L98 188L97 189L96 186H95ZM102 184H104V185H102ZM112 185L113 186L117 185L114 188L119 191V193L116 194V198H114L115 199V202H116L115 204H113V202H112L113 201L112 200V197L113 196L111 195L112 193L111 194L109 193L110 190L113 188ZM123 185H125V186H123ZM44 186L46 187V190L44 189ZM110 186L112 188H110ZM122 186H123V188H122ZM181 186H183V187H181ZM221 186H224V189L223 188H218V187H221ZM3 187H4V190H3ZM76 187L79 190L81 188V190H80L81 192L77 189L76 193L75 192L73 193L72 190H73V188L75 190ZM82 187L84 188V190H83ZM42 188H43V190H42ZM53 188L54 187H52V189ZM93 188L95 189V192L94 191H91V190H93ZM66 189H69V190H66ZM247 189H248V191H246ZM31 190L32 191H34V190L37 191L38 190L37 191V194H36V191L32 192ZM117 190H115V191L118 192ZM184 190H186L187 192L184 191ZM218 190H219L220 193L218 192ZM230 190L232 192H230ZM41 191H43V192L45 191L44 192L45 195L41 194L42 193ZM69 191H70V193H69ZM131 191H132V193H131ZM215 191H216V193H215ZM4 192H6L7 194H4ZM8 192H10V193H8ZM31 192H32V194L36 195V197H34V195H30ZM87 192H88L89 195L86 194ZM93 192H94V194H92ZM229 192H230V195H229ZM81 193H82V195H81ZM90 193L93 196H91ZM243 193H245V194H243ZM38 194H40V195H38ZM83 195L84 196L87 195V196H91V197H90V199L87 196L86 197H83L84 199L80 198V196L82 197ZM125 195H127V196H125ZM213 195L216 196L217 199L215 197H213ZM242 195H243V197H242ZM31 196H32V198H31ZM64 196H65V198H64ZM70 196H72V199L71 200H70V198H71ZM247 196L250 197V199L247 200L246 199V198H248ZM35 198H36V200L34 201ZM40 198H43V199L40 200ZM78 198L80 200H78ZM92 198L94 200H92ZM32 199H33V201L31 203L30 200H32ZM37 199H38V201H37ZM76 199L79 202H77ZM244 199L247 200L248 202L251 200L250 201L251 202L250 205H253L254 204V206H251V207H253L252 209L254 211L253 210L252 211L255 213V215L257 214L256 216L254 215L255 218H253V214L254 213H252L250 215V213H251L250 212L249 215H248V217L250 216L249 218L246 215L248 211H246V214H245V210H246L245 207L249 206L248 205L249 203H247V201H246V204H245V200ZM39 200L40 201H45V204H43L44 202H42V203L40 202V204H42L43 206L40 205L39 204ZM184 200H186V202ZM36 201L38 203H36ZM90 201H91V203H90ZM205 201H207V202H205ZM3 202H4V204H3ZM20 203H21V201H20ZM74 203H76V205ZM73 204L75 205V207H74ZM184 204H186V207H184L185 206ZM244 204L247 205V206H244ZM258 204H259V209L261 211H258L259 210L257 208L258 207L257 206ZM113 205L115 206V208H114ZM72 206L74 208H72ZM132 206L134 207V209H133ZM181 206L184 207L183 209L185 211L182 209ZM194 206H196V207H194ZM3 207H5L7 210L6 209H3ZM34 207H35V209H34ZM1 208H2V211H1ZM186 208H188L187 209L188 211H186ZM39 209L42 211V213H41V211ZM50 209H53L55 211L52 212ZM78 209H80V210H78ZM247 209H248V207H247ZM45 210L46 211L49 210L50 212L49 211L46 212ZM255 210H257V212H255ZM44 211L46 212V214H45ZM180 212L183 213V214L185 213L187 215L186 218H185L184 217L185 214H184V216L182 214V216L185 219V220L183 219L184 221L182 220V218H181V220L179 218V216L181 217ZM35 213H36V215H35ZM43 215H44L45 218L42 217ZM241 215H244V216H241ZM28 217H30L29 218L30 220L28 219ZM37 217H39V218H41V220H43L42 223L40 222L39 219H37ZM55 217H57L56 218L57 221L55 220ZM244 217H246L247 219L245 220ZM34 218H36V219H34ZM42 218H44V219H42ZM261 218H263V217H261ZM108 219L111 220V221L109 220L110 223L108 222ZM241 219L245 223L244 222H241ZM249 219H250V221H249ZM47 220H48V222H47ZM39 222L42 224L41 226L40 225L38 226V224H40ZM43 222H44V225H43ZM64 223H65V225H64ZM19 224H20V226H19ZM19 227H20V229H18ZM63 227H65V228H63ZM35 228H36L37 231L35 230ZM59 228H61L63 230L62 231H59V230H61ZM86 228L89 229L90 231L88 232V230ZM174 229H175V231L173 232ZM39 230H40V233H39V236H38ZM19 231H22V232H19ZM49 231H51V232H49ZM53 231L55 233H53ZM168 231H169V233H168ZM170 231H171V233H170ZM61 232H62V234H61ZM166 233H168V234H166ZM35 234H37L38 237H36ZM77 235H79V236H77ZM260 235H259V237L258 236L256 237V240H255V242L252 245H250L247 248H243V250L238 253V255H237L236 259H235L236 260L235 262L233 261V262H230L229 264H238V263L239 264H259L260 262H262V261H260L259 258H261L260 252L262 250H264L262 248L263 245H264V243H263L264 242V235H263V237L260 236ZM51 236H54V237H51ZM90 236L92 238H90ZM33 237L34 238L36 237V238L33 239ZM41 237H43V239H41ZM66 237H67V239H64ZM37 238H39V241H37ZM76 238L79 239V241ZM49 239H50L51 242H49ZM51 239H53V240H51ZM72 239L73 240L76 239L77 241L76 240L73 241ZM41 240H42V242H41ZM67 240L69 242H67ZM33 242H35V243H33ZM140 243L141 244H143V243L146 244L145 245L146 246V248H145L146 249L145 250V254L146 255L149 254V255H147L148 257L151 258L150 254L153 255V252L155 253L156 251H159L160 252V254H161V255L159 254L160 257L158 256L159 258L156 261H151L150 258H149V259L146 260L148 263L147 262L146 263L141 262L142 261V258L140 260L139 259L137 260L136 257H135L136 254L133 253V252H134V247L136 246V244H140ZM7 244H8V246H7ZM10 245H11V247H10ZM13 245L14 246L17 245V247H13ZM34 245H35V247H34ZM38 247H40V248H38ZM74 247H76V248H74ZM13 248H14V250H13ZM16 248H18V249H16ZM30 248H32V249H30ZM37 249H40V250L37 251ZM6 250L9 251V252L6 253L7 252ZM17 250H19L20 253ZM22 250L24 251V254H23L24 257L22 256V253H23ZM33 251H35V252L33 253ZM13 254L15 256H13ZM3 255H5V256H3ZM7 256H10L9 257L10 259ZM21 256H22V258H21ZM170 256H171L172 259L169 258ZM14 257H15V259H14ZM24 258H25V261H24ZM167 258H169V259L167 260ZM19 259H21L23 262L22 261L20 262ZM135 259H136V262H134ZM263 259H264V257H263ZM263 259L261 258V260H263ZM14 260H15V262H14ZM41 261H43V263ZM139 261H140V263H139ZM262 264H264V260H263V263Z\"/></svg>", "mask_w": 264, "mask_h": 264}]
</instances>
